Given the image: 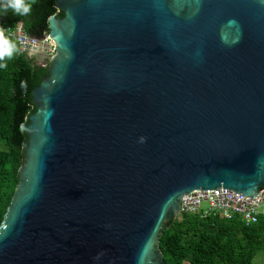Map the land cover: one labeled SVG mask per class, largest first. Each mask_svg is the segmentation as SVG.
I'll list each match as a JSON object with an SVG mask.
<instances>
[{"label":"water","instance_id":"water-1","mask_svg":"<svg viewBox=\"0 0 264 264\" xmlns=\"http://www.w3.org/2000/svg\"><path fill=\"white\" fill-rule=\"evenodd\" d=\"M53 2L0 264H166L182 195L264 186V0Z\"/></svg>","mask_w":264,"mask_h":264},{"label":"trees","instance_id":"trees-1","mask_svg":"<svg viewBox=\"0 0 264 264\" xmlns=\"http://www.w3.org/2000/svg\"><path fill=\"white\" fill-rule=\"evenodd\" d=\"M58 11L53 0H35L27 16L15 15L10 9L0 11V27L6 29L21 22L28 34L42 38L48 33V18ZM47 66L20 51L8 61L6 69H0V222L22 161L20 125L32 109L28 95ZM22 80L27 81V90L20 87ZM159 249L166 264H254L255 256L264 254V216L246 226L238 218L181 214L163 229Z\"/></svg>","mask_w":264,"mask_h":264},{"label":"built area","instance_id":"built-area-1","mask_svg":"<svg viewBox=\"0 0 264 264\" xmlns=\"http://www.w3.org/2000/svg\"><path fill=\"white\" fill-rule=\"evenodd\" d=\"M6 33L26 55L37 51L45 43L51 47L52 53L55 51L54 42L48 34L42 38L32 36L24 30L21 22L6 28ZM202 203H206L207 207L203 208ZM181 214H212L224 219L238 218L246 226L254 224L264 216V186L252 199L241 196V192L236 194L231 189L220 187L215 190H193L181 196L178 216Z\"/></svg>","mask_w":264,"mask_h":264},{"label":"clouds","instance_id":"clouds-1","mask_svg":"<svg viewBox=\"0 0 264 264\" xmlns=\"http://www.w3.org/2000/svg\"><path fill=\"white\" fill-rule=\"evenodd\" d=\"M35 0H0V11L7 12L9 9L15 15L27 16L31 12L32 4ZM20 52L17 44L14 43L7 35L6 29L0 27V69H6L8 66V61H11ZM20 87L27 90L28 84L26 80H22ZM144 137L140 138V142L143 143Z\"/></svg>","mask_w":264,"mask_h":264},{"label":"rangeland","instance_id":"rangeland-1","mask_svg":"<svg viewBox=\"0 0 264 264\" xmlns=\"http://www.w3.org/2000/svg\"><path fill=\"white\" fill-rule=\"evenodd\" d=\"M53 55H54V52L52 53L51 47L47 43L42 44L37 51L27 54V56L33 58L34 62L37 64L48 63ZM201 206L203 208H206L207 204L202 203ZM253 263L254 264H264V254L258 253L253 259Z\"/></svg>","mask_w":264,"mask_h":264}]
</instances>
